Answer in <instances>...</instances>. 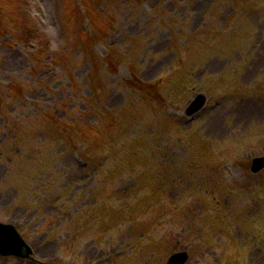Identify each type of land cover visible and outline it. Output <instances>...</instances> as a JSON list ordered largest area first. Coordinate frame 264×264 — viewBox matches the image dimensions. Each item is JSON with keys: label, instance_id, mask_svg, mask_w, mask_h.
<instances>
[{"label": "rangeland", "instance_id": "1", "mask_svg": "<svg viewBox=\"0 0 264 264\" xmlns=\"http://www.w3.org/2000/svg\"><path fill=\"white\" fill-rule=\"evenodd\" d=\"M256 102L264 0H0V220L62 264H264Z\"/></svg>", "mask_w": 264, "mask_h": 264}]
</instances>
